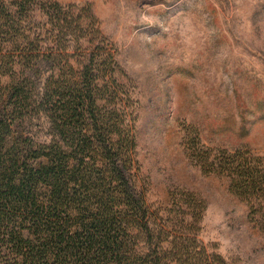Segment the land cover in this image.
Here are the masks:
<instances>
[{
    "label": "trees",
    "instance_id": "trees-1",
    "mask_svg": "<svg viewBox=\"0 0 264 264\" xmlns=\"http://www.w3.org/2000/svg\"><path fill=\"white\" fill-rule=\"evenodd\" d=\"M116 55L90 5L0 0V264H226L199 238L203 201L149 204ZM226 153L197 160L262 204L259 158Z\"/></svg>",
    "mask_w": 264,
    "mask_h": 264
},
{
    "label": "rangeland",
    "instance_id": "rangeland-1",
    "mask_svg": "<svg viewBox=\"0 0 264 264\" xmlns=\"http://www.w3.org/2000/svg\"><path fill=\"white\" fill-rule=\"evenodd\" d=\"M56 1L90 5L131 79L152 209L203 201L199 238L209 252L264 264V200H244L231 176L197 160L226 151L264 169V0Z\"/></svg>",
    "mask_w": 264,
    "mask_h": 264
}]
</instances>
